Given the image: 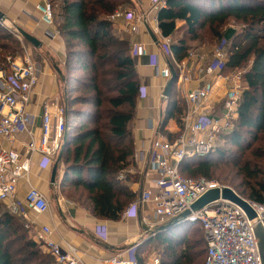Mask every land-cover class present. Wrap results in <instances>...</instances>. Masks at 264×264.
Listing matches in <instances>:
<instances>
[{
  "label": "trees",
  "instance_id": "obj_1",
  "mask_svg": "<svg viewBox=\"0 0 264 264\" xmlns=\"http://www.w3.org/2000/svg\"><path fill=\"white\" fill-rule=\"evenodd\" d=\"M130 3L52 0L56 27L64 41L65 64L82 77H75L74 84L66 88L68 137L61 159L65 166L61 188L65 196L110 222H120L139 199L131 190L130 171L136 168L133 122L141 88L131 45L115 34L110 19ZM231 20L244 28L227 44L223 73L247 68L235 127L215 153L183 161L179 171L184 177L227 182L248 200L264 203V0H167L157 14L159 30L163 37L172 38L178 62L193 50L222 44L223 30ZM21 40L0 22V67L5 68L9 58L22 52ZM178 90L177 81L161 128L171 142L180 131L171 134L168 125L174 121L182 128L186 113L185 99L179 98ZM177 227L144 236L135 251L136 263L145 264L144 252L162 245L160 264H205L207 244L202 229L189 223ZM0 264H58L7 204L0 205Z\"/></svg>",
  "mask_w": 264,
  "mask_h": 264
},
{
  "label": "built area",
  "instance_id": "obj_2",
  "mask_svg": "<svg viewBox=\"0 0 264 264\" xmlns=\"http://www.w3.org/2000/svg\"><path fill=\"white\" fill-rule=\"evenodd\" d=\"M37 10L41 21L53 31L55 17L52 0H40ZM151 9L159 12L166 7L167 0H148ZM144 15L136 16L125 8H120L111 17L115 22L121 18L133 21L127 32L137 34L146 22ZM146 24V23H145ZM158 29V28H157ZM158 47L167 62L158 67L159 75L168 82L172 75L170 65L178 75V87L186 102V113L182 118V129L173 142L161 134L156 135L150 148L149 169L145 174L151 189L143 190L140 203L151 207L158 224L166 225L170 221L190 212L183 223L198 225L207 244L205 264H262V258L256 236V228L264 232V203L247 200L232 187L206 178L184 177L179 167L183 161L204 158L215 153L222 145L224 136L231 134L238 118L240 102L244 93L243 75L236 72L224 74L223 68L228 60V51L224 47L216 48L211 63L203 65L197 55L191 53L183 62H178L172 51V38L163 37L157 30ZM53 31L50 36H59ZM131 52L136 56L147 54L145 47L135 43ZM5 68L0 67V137L8 145L17 142V137L27 133L31 141L25 146V154L0 149V205L7 204L11 213L22 217L28 223L27 213L37 216L47 213L50 203L41 191L30 185L24 199L25 209L18 200L19 183L28 181L31 172L29 155L40 154L45 161H55L65 148V136L68 135L66 107L59 99L45 104L41 118L42 133L39 139L32 133L35 117L29 113L31 93L38 83L36 65L30 55L20 59H8ZM195 83L201 85L194 89ZM144 91L140 89V96ZM166 97L162 120L165 119L168 106ZM151 126L156 131L152 122ZM123 179V176H120ZM29 183V182H28ZM218 190L220 198L194 211L192 207L211 191ZM225 191L232 192L242 199L253 211L252 220L246 210L235 200L224 196ZM133 204L125 213L128 216L136 207ZM144 224L148 225L145 221ZM182 223V224H183ZM148 227V226H146ZM147 231H152L148 227ZM97 234L107 240V228L101 227ZM54 230L43 226L36 230L34 239L42 249L52 255L58 264H81V259L71 247L63 248L53 239ZM137 246L131 250L136 251ZM159 258L151 264H160ZM106 264H137L135 259L124 260L121 254L105 261Z\"/></svg>",
  "mask_w": 264,
  "mask_h": 264
},
{
  "label": "crops",
  "instance_id": "obj_3",
  "mask_svg": "<svg viewBox=\"0 0 264 264\" xmlns=\"http://www.w3.org/2000/svg\"><path fill=\"white\" fill-rule=\"evenodd\" d=\"M40 2V0H0L2 9L0 10L4 14L6 13V17L10 14L11 17L23 18V30L36 37L43 45L40 49L32 46V55L29 54L32 59L33 56L36 58V61L34 59L33 61L36 65L38 78V83L31 93V103L28 108L29 113L35 117L31 130L37 139L41 137L42 133L41 118L44 105L52 103L55 99H62L65 81L64 41L60 36H50L53 31L41 21L37 10ZM127 7L136 16L144 15L146 18V24L141 26L137 34L127 32L133 22L128 18H121L114 22L115 34L118 37L128 40L130 45L141 44L147 51V54L143 56H136L132 52L138 72L139 86L144 91L137 99L136 115L133 122L136 168L130 171L134 180L130 186L131 190L139 195L136 207L128 216L124 214L120 222L99 219L86 206L75 199L68 198L63 193L61 179L65 166L62 162L58 167L56 185H52V171L57 159L47 162L40 154L28 156L31 160L30 176L28 181H20L18 188V200L23 209H25V195L30 185L45 194L50 203L47 213L37 216L26 210L31 229L36 231L43 226L51 227L54 230V241L62 245L63 248L74 249L81 259V264H106L105 261L118 254H121L124 260H133L135 251L131 248L150 233L145 230V227H151L152 231L159 227L156 225V217L152 208L143 206L139 201L142 191L151 189L145 174L149 169L150 148L159 133L158 130L162 122L164 108L162 97L167 85V82L159 75L158 67H162L167 59L157 44L159 37L157 32L159 30L158 10H152L148 0H131ZM200 58H202L203 65H209L212 56L205 60V56L197 54L199 61ZM204 62L206 63L204 64ZM200 85V83H195L192 88L196 89ZM152 122L156 131L151 126ZM168 126L171 127L169 131L171 134L175 135L180 131L174 121H171ZM30 141L31 137L27 133L20 134L17 137V142L13 145L6 144L0 137V149L4 148L27 156L25 146ZM105 226L108 239L102 240L97 231ZM131 242L134 243L131 245Z\"/></svg>",
  "mask_w": 264,
  "mask_h": 264
},
{
  "label": "rangeland",
  "instance_id": "obj_4",
  "mask_svg": "<svg viewBox=\"0 0 264 264\" xmlns=\"http://www.w3.org/2000/svg\"><path fill=\"white\" fill-rule=\"evenodd\" d=\"M1 7V6H0ZM1 9V8H0ZM125 9L128 10V7H125ZM2 10V9H1ZM4 11V9H3ZM6 14V13H5ZM8 14V12H7ZM9 16V17H8ZM7 21L5 23H2L4 25V27L10 29L11 31H13L14 33H17V30L16 28L17 27H20V28H24V24L22 22V19L23 18H20V17H11L10 14L7 15ZM244 28V25L242 23H239V22H236L234 20H231L227 25L226 27L224 28V32H225V35H224V42L222 44H219V45H212V46H207V47H203V48H200L198 51L197 50H193L192 53L194 54H201L202 56H205V60L208 59L209 57L211 58L212 56V53L213 51L218 48V47H224L226 50H227V44H231L233 42V39L234 37L240 33ZM53 31L57 34L58 30H57V27H56V22H55V28L53 29ZM61 37V35H59ZM21 37V36H20ZM23 39V37H21ZM62 38V37H61ZM21 43H22V52L17 54L18 56L15 57V59H20V58H23L25 55H29L32 53V45L29 44L27 41H25L24 39L21 40ZM65 48V47H64ZM32 55V54H31ZM34 58V61H36V58L35 56H33ZM64 58H65V49H64ZM207 62V61H206ZM204 62V64L206 63ZM247 68H243L244 71H241V72H245ZM64 76L67 78H69V75H70V79L67 81H64V84H63V95H62V99H59V103L60 105H65L64 104V100L65 98L67 97V94H66V88L73 85L76 78L75 77H79L80 79H82L81 76H78V74H75V72H70L69 68H67L66 64H65V68H64ZM233 73H231L230 75H232ZM74 75V76H73ZM244 86V89L246 88V84L244 83L243 84ZM180 90V89H179ZM179 98L183 99V94L181 92V90L179 91ZM186 103V102H185ZM177 124V123H176ZM177 127L181 130L182 128H180V126H178L177 124ZM167 130L170 131L171 130V127H167ZM180 133V132H179ZM180 135V134H178ZM177 135V136H178ZM223 146V145H222ZM222 146H220L219 148H221ZM224 149L226 150H229L230 148L229 147H226L224 146ZM194 159V158H193ZM219 183L223 184V185H226V186H230L232 187L231 185H229V183H222L219 181ZM233 188V187H232ZM234 189V188H233ZM236 191V189H234ZM237 192V191H236ZM238 193V192H237ZM239 194V193H238ZM242 196V195H241ZM243 197V196H242ZM245 198V197H243ZM247 199V198H245ZM248 200V199H247ZM7 209L9 210V207L7 206ZM19 217V216H18ZM156 225L160 227V225L158 224V220L156 219ZM184 226H188V225H184ZM186 229L185 227H177L176 230H184ZM30 231V235L32 237H34L36 231L32 230V229H29ZM201 233V232H200ZM203 235V232L201 233ZM194 239L197 240V236H194ZM138 241V240H136ZM141 241V240H140ZM140 241H138L136 243V246L137 248L140 247L142 244L140 243ZM134 242H131V245L133 244ZM139 243V244H138ZM163 251V247L162 245H156V249L153 250V248H150V249H147L145 252H144V257L146 258L145 259V264H151V260L154 259V258H159L160 260L162 259L163 257V254L162 252Z\"/></svg>",
  "mask_w": 264,
  "mask_h": 264
},
{
  "label": "water",
  "instance_id": "obj_5",
  "mask_svg": "<svg viewBox=\"0 0 264 264\" xmlns=\"http://www.w3.org/2000/svg\"><path fill=\"white\" fill-rule=\"evenodd\" d=\"M7 20L8 19H7L6 15L0 10V22L5 23ZM16 30H17L18 34L21 37H23V39L25 41H27L29 44H31L36 49H40L43 46L42 42L40 40H38L36 37L32 36L31 34L26 32L25 30H23L22 28L17 27ZM170 71H171L172 77L167 82V85H166V88H165L164 94H163V96L166 97L167 99L170 98L174 84L178 81V75L176 74L175 69L171 65H170ZM163 124H164V120H162L158 132H160ZM67 137H68V135L66 134L65 141L67 140ZM62 155H63V152L60 153V155L57 158V162L55 163V165L53 167L52 177H51V183L53 186L56 185L57 171H58V167H59V164L61 162V159H62ZM224 196L235 200L241 207H243L246 210V212L248 213V215L250 216V218L252 220H254L256 218L255 214L249 208V206L244 201H242V199L236 197L232 192L225 191ZM219 198H220V192L218 190L211 191V192L207 193L203 198H201L197 203H195V205L192 207V209L194 211H198V210L204 208L205 206H207L208 204H210L211 202L218 200ZM189 215H190V212H187V213L183 214L181 217H178V218L170 221L166 225L160 226L154 231H150L149 235L151 237H153V236H155L161 232H164V231L170 230L174 227H177V226L181 225L184 222L185 218H187ZM145 230L147 231L148 227H145ZM256 236H257L258 246H259V250H260V254H261V258H262V264H264V232H263V229L261 227L256 228Z\"/></svg>",
  "mask_w": 264,
  "mask_h": 264
}]
</instances>
